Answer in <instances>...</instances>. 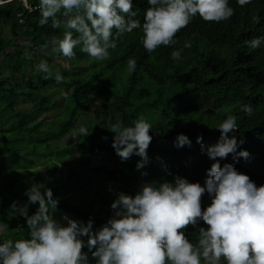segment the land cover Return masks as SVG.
Wrapping results in <instances>:
<instances>
[{
  "label": "trees",
  "instance_id": "obj_1",
  "mask_svg": "<svg viewBox=\"0 0 264 264\" xmlns=\"http://www.w3.org/2000/svg\"><path fill=\"white\" fill-rule=\"evenodd\" d=\"M231 1L229 6L236 8L231 19L205 22L197 15L177 33L175 45L148 53L141 43L142 28L135 29L116 40V48L109 49V59L70 70L57 65L49 79L36 70L39 54L44 50L53 56L51 40L62 38L65 29H54L51 21L39 25L40 0L0 3V56L9 70L7 78L0 76V178L11 177L8 185L0 182V244L29 238L24 218L9 209L17 198L20 204L27 202L24 193L31 181L38 183L42 192L51 189L53 199L59 200L54 216L67 215L85 224L91 219L93 230L111 217L108 210L119 193L134 196L145 182H172L179 175L203 186L206 170L216 163L209 159L206 148L217 142L221 135L217 127L230 115L236 117L238 129L228 137L236 138L237 152L246 150L250 156L229 155L220 164L235 163L236 170L248 175L257 187L264 185V15L262 10L248 11L239 7L237 0ZM132 3L135 19L143 23L147 0ZM5 29L7 36L3 35ZM20 39L30 41L29 54H23L25 47L16 43ZM252 39H260V47H249L246 42ZM188 41L191 47L184 48ZM177 49L182 50V58L173 61L170 54ZM74 52L76 60L89 57L80 46ZM129 58L137 62L134 72L127 70ZM52 60L46 58L49 65ZM91 69V76L85 78ZM57 71L64 77L60 86L65 88L58 87L52 93ZM88 97L101 104L89 111L93 115L84 126L89 133L84 137L74 122L80 110L88 109ZM59 100L62 110L53 118L45 116ZM245 104L253 106L251 116L240 110ZM18 105L23 108L17 109ZM141 115L152 126V141L147 149L148 163L137 170L141 157L132 155L122 161L111 146L114 134L109 130L116 123L131 126ZM179 134L186 135L191 146L177 147ZM197 137H203L204 151ZM94 158L101 161L94 163ZM113 160L120 161L122 167L112 166ZM41 166L49 173L47 178L40 173ZM87 178L95 188H82ZM109 187L114 188V197H109ZM210 203L205 193L202 209ZM38 207L29 205L28 214H34ZM199 227L207 226L201 221L196 228L185 230L193 244L198 241ZM90 264L95 261L90 259ZM220 264H226L223 258Z\"/></svg>",
  "mask_w": 264,
  "mask_h": 264
},
{
  "label": "clouds",
  "instance_id": "obj_2",
  "mask_svg": "<svg viewBox=\"0 0 264 264\" xmlns=\"http://www.w3.org/2000/svg\"><path fill=\"white\" fill-rule=\"evenodd\" d=\"M261 1L237 0V4L248 11L262 10L264 15ZM7 2L10 0H0L1 4ZM147 2L149 7L141 23L135 19L132 0H40L39 25L51 21L54 29H65L62 38L51 40L55 53L75 59L74 49L80 46L81 52L91 59L104 61L110 58L109 49L116 48V40L135 29L142 28L141 43L152 53L160 46L175 45L177 33L197 15L205 22L219 23L231 19L236 10L229 6V0ZM254 19L260 23L258 17ZM74 32L78 34L75 37ZM246 43L255 49L260 47L261 40ZM189 47L191 42H185L184 48ZM170 55L173 61H179L182 50H173ZM126 66L129 72H134L137 62L129 58ZM36 70L47 74L45 79L52 77L47 61H41ZM55 80L57 83L64 80L59 71ZM68 95L64 93L65 98ZM240 110L246 116L254 112L251 104ZM151 127L141 115L131 126L116 123L109 130L114 134L111 146L122 161L132 155L141 157L137 170L148 163ZM237 129L236 117L232 115L217 127L219 139L206 148L207 156L216 163L206 170L203 186L179 175L172 182H145L134 196L119 193L108 210L111 217L96 230L91 219L86 224L67 215L62 216L66 223L56 220L59 200L53 199L51 189L43 186L42 192L39 184H32L24 193L27 202L14 201L9 209L24 218L29 238L8 239L0 244V264H90V259L95 264H202V260L205 264H220L221 258L226 264H264V185L257 187L248 175L236 170L235 163L220 164L229 155L244 159L250 156L246 150L237 152L236 138L228 137V133ZM78 131L81 136L89 135L86 127ZM202 140L203 137H197L204 151ZM185 145L191 146V141L179 134L176 146ZM205 193L211 203L202 209ZM35 204L39 205L37 211L29 215V205ZM201 221L207 227L198 228V241L193 244L185 230L189 226L196 228Z\"/></svg>",
  "mask_w": 264,
  "mask_h": 264
},
{
  "label": "rangeland",
  "instance_id": "obj_3",
  "mask_svg": "<svg viewBox=\"0 0 264 264\" xmlns=\"http://www.w3.org/2000/svg\"><path fill=\"white\" fill-rule=\"evenodd\" d=\"M3 35L4 36H7L8 35V32H7V29H5V30H3ZM25 41L26 40H22V39H20L19 41H16V43H18V44H22L23 45V47H25L23 50H24V52H23V54H25V55H27V54H29V48H27L29 45H30V41L29 40H27L26 42L27 43H25ZM42 52V53H41ZM40 53L41 54H39V58H40V62L41 61H46V58H48V59H53L52 61H54V63L53 64H51L50 65V67L53 69H55V70H58V68H57V65L59 66V67H62V68H64V69H69V68H76V66H86V65H92V62L93 61H95V60H93V59H91L90 57H87V58H85V59H83V60H81V61H78V60H76V59H71V60H65V59H63L62 57H58L57 56V53H53V56H51V51H47V52H45L44 50L43 51H41ZM45 58V59H44ZM71 66V67H70ZM94 70L93 69H91L90 71H88V73L87 74H85L84 76H85V78L87 77V75L88 76H91V74H92V72H93ZM56 74V73H55ZM0 76H2L3 78H7L8 76H9V70H8V68H7V66L5 65V60H4V57L3 56H0ZM18 76V74H15L14 75V77L16 78ZM67 81H70L68 78H67ZM61 85V83H57L56 82V85H52L51 86V88H52V93H54V91H56V90H58V87H62V86H60ZM57 88V89H56ZM62 88H65V87H62ZM69 89L70 88H68V91H69ZM60 91V90H59ZM71 91H72V89H71ZM71 97H73L72 96V94L70 95ZM60 97V96H59ZM58 97V98H59ZM55 98V97H54ZM50 102V101H49ZM53 102V101H52ZM68 102H69V99H68V101H66V102H64V106H63V108L65 107V106H67L68 105ZM100 104H101V102H97L94 98H91V97H88L87 98V100L85 101V105H86V107H88V109H85V110H80V112L78 113V115L76 116V119H75V127H76V129L77 130H79V128L80 127H84L85 125L87 126V124H88V122H89V120L91 119V114L93 115V113L92 112H89L90 110H93L94 108L95 109H99V107H100ZM53 107V106H52ZM23 107L21 106V105H18V108L17 109H22ZM62 110V102H60V100L58 101V104L56 105V107L54 108V109H52V108H50L49 110H48V112L45 114V116H49V117H51V118H53L55 115V113H57V112H60ZM74 130V129H73ZM72 130V131H73ZM65 140H62V143L64 142ZM72 158H73V160H75V155H73L72 156ZM99 161H101L99 158H94L93 159V162L94 163H97V162H99ZM105 161V160H104ZM111 164H112V166H115V167H118V168H121L122 167V164L120 163V161H118V160H113L112 162H111ZM60 166H58L57 168H59ZM39 171H40V173L41 174H43V175H45V178H47V176H48V172H46L45 171V166H41V167H39ZM43 171H45V173L46 174H44V172ZM41 177H42V175H41ZM40 177V178H41ZM11 177L9 176V177H1V179H0V182L1 183H3L4 185H8V184H10L11 183V179H10ZM48 179H46L45 181H47ZM32 184H36V182L35 181H31L30 183H28V187H31L32 186ZM38 184V183H37ZM96 187V184L95 183H93V181H91L89 178H87V179H85L84 181H83V183H82V188H87V189H89V188H95ZM107 193H109V197H114L115 195H114V188L113 187H109V188H107ZM18 199V198H17ZM15 200V201H18V200ZM62 214L61 215H55L54 216V218L56 219V220H58V221H60L61 223H66L65 221H63L62 220ZM69 217V216H68ZM70 218V217H69ZM71 219V218H70ZM202 264H205V262L204 261H202Z\"/></svg>",
  "mask_w": 264,
  "mask_h": 264
},
{
  "label": "built area",
  "instance_id": "obj_4",
  "mask_svg": "<svg viewBox=\"0 0 264 264\" xmlns=\"http://www.w3.org/2000/svg\"><path fill=\"white\" fill-rule=\"evenodd\" d=\"M110 215H113V210H110Z\"/></svg>",
  "mask_w": 264,
  "mask_h": 264
}]
</instances>
